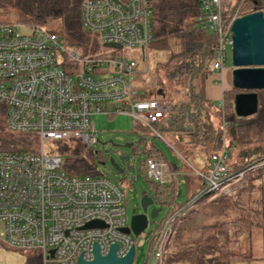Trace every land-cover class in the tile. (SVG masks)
Listing matches in <instances>:
<instances>
[{"label": "built area", "instance_id": "obj_1", "mask_svg": "<svg viewBox=\"0 0 264 264\" xmlns=\"http://www.w3.org/2000/svg\"><path fill=\"white\" fill-rule=\"evenodd\" d=\"M153 1L158 0L82 3L83 31L102 47L120 46V50L103 47L104 54L83 53L40 27L0 23V106L5 125L9 133L30 135L38 142L35 154L0 153V247L36 253L41 264H78L79 259L93 260L95 245L101 256L117 245L119 258L135 246L133 237L121 232L129 227L123 184L100 174L70 176L63 170L62 157L50 151L59 142L81 154L93 151L98 143L97 116H128L133 129L162 138L172 121L171 104L158 95L144 98L138 79L143 72L138 66L147 64L152 40ZM234 2L198 0V26L215 38L211 69L215 74L227 68L232 24L240 18L231 9ZM218 108L223 111V100ZM178 121L186 122L185 115ZM226 129L223 122V146L210 156L208 171L190 169L201 180L202 195L232 194L229 183L242 179V173L233 178L228 168ZM260 166L264 168V163ZM164 169L158 160L145 161V177L153 183L162 184ZM92 222L104 228L85 229ZM166 237L164 232L155 246L158 264H163Z\"/></svg>", "mask_w": 264, "mask_h": 264}, {"label": "trees", "instance_id": "obj_2", "mask_svg": "<svg viewBox=\"0 0 264 264\" xmlns=\"http://www.w3.org/2000/svg\"><path fill=\"white\" fill-rule=\"evenodd\" d=\"M84 1L0 0V23L40 27L61 36L68 46L83 53L91 51L93 54H104L106 50L96 37L82 29L81 5ZM234 8L240 17L264 13V0H235L231 9ZM151 12L152 40L148 51L164 56V61L156 65L157 70L161 67L163 76L154 72V83L158 86L155 95L160 91L164 95L162 99L171 104L172 121L163 131L174 133L173 127L182 115H185L190 125L186 135L179 136L178 145H172V149L179 156L181 153L200 152L208 162L211 155L222 149L221 127L226 122L229 136L227 151H232L228 168L239 166L238 170H231L233 178L239 173H245V178L229 183L234 189L232 194L211 192L202 195L201 186L198 193L184 204H176L178 189L175 178L182 175L187 181V175L183 171L177 174L178 169L168 163L170 170L174 171L169 185L147 180L145 161H166L151 142L155 137L147 135L148 140L138 151L144 156L141 169L151 194L165 211L155 231L149 235L153 237H148V252L155 248L161 235L166 232L162 247L163 264H234L254 261L251 247L247 252L242 251L244 244H248L243 242L250 241L253 229L258 228L264 235V213L254 206L256 202L252 194L253 182L264 175V168L260 166L264 163V90L256 92L257 113L243 119L237 118L233 109L238 91L232 89L223 93V111L218 105L205 100L201 87L206 76L212 73L207 65L213 60L215 38L198 26V0L153 1ZM138 79L142 82V76ZM173 93H180L179 98L174 97ZM143 97L148 99L146 95ZM0 118L5 125L2 106ZM134 130L146 133L141 128ZM37 143L33 136L8 133L0 136V153L35 154ZM50 154L62 157L63 170L70 176L99 174L95 167V162L99 161L98 152L81 154V151H72L66 144L59 142L52 144ZM239 185L242 186L237 188ZM21 253L25 255V264H41L36 253Z\"/></svg>", "mask_w": 264, "mask_h": 264}, {"label": "rangeland", "instance_id": "obj_3", "mask_svg": "<svg viewBox=\"0 0 264 264\" xmlns=\"http://www.w3.org/2000/svg\"><path fill=\"white\" fill-rule=\"evenodd\" d=\"M163 55L158 53H152L150 51L147 52V64H139V69L143 70L141 72L142 75V82L139 79V84L143 85V89L145 91L146 96L151 98L155 96V91L158 89V86L154 83L155 75L154 72L156 71L160 76H163L164 72H162L161 67H158L157 70V63L162 62ZM139 63V61H137ZM146 67V71L144 69ZM227 67H232V54L231 49H227ZM207 69L211 71L212 69V62H209L207 65ZM145 71V72H144ZM216 80V84L218 90L221 91L222 85L220 79L215 77V73H209L206 78L204 79L207 86H215L214 81ZM196 83L199 84V81ZM223 86L225 90L232 89V70H226L224 73V82ZM149 88V89H148ZM148 89V90H147ZM198 89V88H197ZM147 90V91H146ZM174 97L179 98L180 93H173ZM223 100V98H222ZM224 102V101H223ZM117 106V105H112ZM225 108V104H224ZM110 109V108H109ZM96 129L98 132L97 139L101 143H107L109 141L123 144L127 141H134V137L130 134L134 128V121L125 115L116 114L111 116H97L94 118ZM228 130V129H226ZM9 131L5 127L3 120L0 118V136H4L8 134ZM179 141V137L168 133L167 131L162 132V138H152L151 142L155 146V148L164 155L166 161L160 160L161 163L165 164L164 169V178L162 180V185L167 186L171 183V177L174 171H171L169 168V164H173L179 172L177 174H181L182 170H186L191 173L192 170L190 169H197L201 170V164L206 162V158L200 152H190V153H181L178 157L176 152L172 149V145L177 146ZM229 143V136L228 134L225 136V144L228 147ZM38 144V143H37ZM222 146H223V138H222ZM38 149V146H37ZM175 153H173V152ZM231 150L227 151L229 157L232 155ZM93 152H104L108 155L112 156L116 161L118 159L113 156V152L107 146H101L100 144H96L93 146ZM127 154H130L129 151L125 150ZM130 167L128 169V177L122 179L117 178L118 175L115 176V170L110 167L109 164L106 166L101 165L99 161L95 162L96 171L102 175L103 177L107 178L114 184H123V187L126 190L127 194V203L125 205V212H126V219L129 224L130 218L133 215H137L141 213L140 201L142 195L152 196L151 191L149 189V185L144 179V174L141 169V163L144 160V156L142 154H130ZM204 160V161H203ZM119 162V161H118ZM230 168V167H229ZM232 171L238 170L239 166H234L230 168ZM245 178L242 174V179ZM241 179V178H240ZM254 189H253V200L256 202L254 205L259 211L264 213V175L262 178L255 180ZM175 184L177 186V198L175 200L176 204H184L189 199V192L186 185L185 178L180 175V177L175 178ZM242 185L239 186V188ZM159 208L156 204L152 207L148 208V216L150 215L152 209ZM165 211H161L158 217L154 220L149 219V225L145 233L140 236L138 239L134 240L135 244V259L133 264H143L145 257L149 250V236L150 233L155 231L157 224L159 221L164 217ZM165 241V240H164ZM248 243L244 244L243 251L247 252L249 247H251V256L254 261L250 262H240L234 264H258L264 261V235L262 232L255 228L252 231V237L250 241L243 242ZM154 250V249H153ZM152 250V251H153ZM151 251V252H152ZM0 264H25V255H23L19 251L11 250L7 247H0Z\"/></svg>", "mask_w": 264, "mask_h": 264}, {"label": "water", "instance_id": "obj_4", "mask_svg": "<svg viewBox=\"0 0 264 264\" xmlns=\"http://www.w3.org/2000/svg\"><path fill=\"white\" fill-rule=\"evenodd\" d=\"M117 0H115L116 2ZM232 88L238 93L234 97L233 109L237 118L243 119L252 117L258 110L257 91L264 90V13L256 12L241 16L232 24ZM104 48L120 50L117 45H104ZM161 98L164 95L157 93ZM130 144L125 148H130ZM120 161L128 162L129 158H121ZM112 169L119 174L123 171L110 159ZM104 166V164H101ZM158 205L153 195H142L140 201L141 213L133 215L129 221V227L121 232L133 239H138L148 228L149 219H156L163 209L161 207L152 209L148 216V208ZM104 225L100 222H92L85 229H102ZM150 235V234H149ZM151 237L153 235L151 234ZM118 246L112 245L106 256H101L97 245L94 246V258L90 262L78 260V264H133L135 259V246L133 245L125 257L119 258L116 255ZM147 253L143 264H158L154 251ZM53 254V252H52Z\"/></svg>", "mask_w": 264, "mask_h": 264}, {"label": "crops", "instance_id": "obj_5", "mask_svg": "<svg viewBox=\"0 0 264 264\" xmlns=\"http://www.w3.org/2000/svg\"><path fill=\"white\" fill-rule=\"evenodd\" d=\"M227 69L228 70H233L231 67L230 68L227 67L221 74H215L216 79L217 78L220 79V82H221V85H222L221 91L218 90V87H217L218 83L216 84V80L214 81V83H215L214 85L215 86H211V85L207 86L205 83L202 84L201 88H202V93H203V96H204L205 100L218 105L220 103V101L222 100L223 93L225 91H230V90H225V88L223 86L224 73H225V71ZM189 129H190V125H188L185 121H177V124H176V126L174 128L175 132L174 133L168 132V133H171V134H173V135H175L177 137H179V136L184 137ZM207 163H208L207 161L203 162L201 164V166H200V167H202V169L201 170H197L196 169V170L201 172V173H206L208 171ZM192 170H195V169L192 168ZM182 171L187 175L186 185H187V189H188V192H189L188 196L190 198L191 196L196 195L198 193V191H199V189L201 187V182L198 179V177H196L192 173V171H191V173L186 171V170H182ZM258 264H264V261L260 262Z\"/></svg>", "mask_w": 264, "mask_h": 264}, {"label": "flooded vegetation", "instance_id": "obj_6", "mask_svg": "<svg viewBox=\"0 0 264 264\" xmlns=\"http://www.w3.org/2000/svg\"><path fill=\"white\" fill-rule=\"evenodd\" d=\"M133 137H134V141H127L123 144H119V143H115L112 141H109L107 143H101L98 140L97 144H100L101 146H107L112 152H113V156L115 155V157L118 159V161H116L112 156L108 155L107 153L104 152H98V158H99V162L104 164V166H106V164L110 165V159H113L116 163V165L123 171V174H119L116 170H115V176H117V178H126L128 177V169L130 167V154L133 156L136 154V152L140 151L143 144L146 142V140H148V137L146 135V133L139 131V130H132V132L130 133ZM131 145L130 148H125L126 145ZM125 150L129 151L130 154H127L125 152ZM137 154H141L140 152H138ZM124 157H128L129 161L128 162H121L120 159L124 158ZM111 167V165H110ZM152 250L149 251V253H151Z\"/></svg>", "mask_w": 264, "mask_h": 264}]
</instances>
